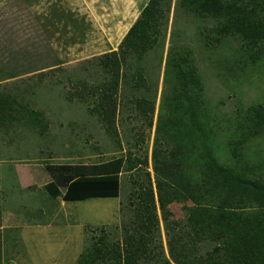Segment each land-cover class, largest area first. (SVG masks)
Listing matches in <instances>:
<instances>
[{"label":"rangeland","instance_id":"rangeland-1","mask_svg":"<svg viewBox=\"0 0 264 264\" xmlns=\"http://www.w3.org/2000/svg\"><path fill=\"white\" fill-rule=\"evenodd\" d=\"M148 1L0 0V83L19 87L16 92L43 114L40 125L0 131V207L5 197L10 215L5 223L18 226L2 239L3 264H123V226L136 210L134 196L141 185L155 183L152 156L172 82L165 75L171 45L190 49L198 66L210 120L208 142L219 161L246 163L264 175V127L256 125L252 111L264 107V48L251 57L253 51L241 50L235 39L208 46L216 21L187 13L179 0L172 3L164 50L144 59L146 85L131 81L118 92L114 123L101 119L94 100L68 98L82 81L102 82L105 76L87 61L118 50ZM120 157L125 162L119 197L62 204L46 189L54 176L51 165H94ZM40 203L54 204L49 214L55 223L46 232H29L23 222L35 213L24 207ZM190 205L174 202L173 218L185 220ZM17 214L21 218L15 222ZM157 241L169 257L163 220Z\"/></svg>","mask_w":264,"mask_h":264},{"label":"trees","instance_id":"trees-1","mask_svg":"<svg viewBox=\"0 0 264 264\" xmlns=\"http://www.w3.org/2000/svg\"><path fill=\"white\" fill-rule=\"evenodd\" d=\"M172 3L149 0L118 50L87 61L105 76L102 82L93 85L82 81L68 98L94 100L101 119L114 123L117 94L123 84L134 81L137 87H144V59L156 49L164 50ZM179 4L189 14L216 21L209 29L212 36L208 46L235 39L241 50L253 51L251 57L263 52L264 0H179ZM191 55V50L181 44L168 50L165 75L172 82L164 95L157 126L152 156L155 183L141 185L134 196L136 210L131 222L123 226V264H264V175L246 163L238 166L239 162L222 163L217 158L208 142L211 131L203 106V79ZM15 88L0 83V131L43 121L42 111ZM252 111L262 129L264 107L255 106ZM171 143L175 147L171 148ZM236 148L231 152L235 159L239 156ZM124 162L120 157L94 165H51L54 176L46 189L64 201L119 197ZM174 202H192L186 207L185 220L173 218ZM2 218L0 207V264ZM161 220L169 257L157 241Z\"/></svg>","mask_w":264,"mask_h":264},{"label":"crops","instance_id":"crops-1","mask_svg":"<svg viewBox=\"0 0 264 264\" xmlns=\"http://www.w3.org/2000/svg\"><path fill=\"white\" fill-rule=\"evenodd\" d=\"M4 200H3V210H2V214H3V221L5 223L6 221V215L8 214L9 215V210L7 209L9 206L6 205L5 202V197H3ZM57 198H60V197H57ZM62 198V197H61ZM87 200H90V199H87ZM80 201H84V200H80ZM64 200L62 199V204H64ZM54 204H51L50 207L52 206L53 207ZM34 206V205H33ZM47 204H43V203H40L39 205H35L33 207V209H27L26 207H24L25 210H27L26 212L27 213H35V216L32 215V219H29V217L26 216V222H23L24 223V226L25 224H27L26 226H29V232L32 231V229H38V228H41L42 231L44 229V232L47 231V229L49 227H51V225L53 226V224L55 223V221H53L51 219V216L49 214V210L51 209ZM14 221H19L20 218H21V215L20 214H17L14 216ZM10 218V215L8 216V219ZM2 224V233H3V239L6 240V232L10 231V230H17L18 226H15V227H11V226H7L6 223L5 224Z\"/></svg>","mask_w":264,"mask_h":264}]
</instances>
